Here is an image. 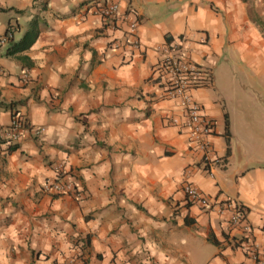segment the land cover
I'll return each mask as SVG.
<instances>
[{
  "label": "crops",
  "instance_id": "0c3cea01",
  "mask_svg": "<svg viewBox=\"0 0 264 264\" xmlns=\"http://www.w3.org/2000/svg\"><path fill=\"white\" fill-rule=\"evenodd\" d=\"M113 1L110 24L101 10ZM7 36L0 130L19 115L46 132L13 150L0 142V264H256L246 245L264 253V0H0ZM175 47L211 76L192 92L216 123L209 164L166 95ZM58 168L81 201L44 191ZM186 183L213 205L237 200L245 220L234 228L189 202Z\"/></svg>",
  "mask_w": 264,
  "mask_h": 264
},
{
  "label": "built area",
  "instance_id": "2783aa9c",
  "mask_svg": "<svg viewBox=\"0 0 264 264\" xmlns=\"http://www.w3.org/2000/svg\"><path fill=\"white\" fill-rule=\"evenodd\" d=\"M101 16L110 24H114L119 16V4L115 1L110 2L102 8ZM131 31L132 34L135 33V24ZM10 38L8 36L2 38L0 45L7 44ZM132 45L135 48L140 47L139 42H133ZM178 51L177 47L168 50L167 57L163 62L162 68L168 77L166 95L169 99L179 102V107L185 117V121L180 127L188 131L190 142L197 151L203 154L204 162L209 164L212 163L213 158L208 140L215 133L216 123L203 113L201 106L194 100L192 92L196 87L210 84L211 76L209 72L198 68L187 59L177 56L175 53ZM172 122L178 124V121L173 118ZM45 132V127H33L26 119L16 115L9 128L0 130V142H3L7 148L16 147L26 139L41 138ZM2 155L0 154V164ZM61 174L62 171L58 168L55 179L47 181L44 191L52 196H68L81 201L84 196L82 186L74 181L62 182L59 178ZM183 190L189 202L200 203L209 209L217 207L221 216L229 214V224L234 228H237L246 218L244 207L235 199L229 198L213 205L193 184L186 183ZM244 232L250 234L251 228L245 227ZM248 243L246 246L251 258L256 264H264V253H260L259 248L253 242ZM72 264H80V262L77 260Z\"/></svg>",
  "mask_w": 264,
  "mask_h": 264
},
{
  "label": "rangeland",
  "instance_id": "374dc122",
  "mask_svg": "<svg viewBox=\"0 0 264 264\" xmlns=\"http://www.w3.org/2000/svg\"><path fill=\"white\" fill-rule=\"evenodd\" d=\"M255 92H256L255 87L250 86L246 90L245 94L249 96V99H251L252 94H254ZM248 105L250 107V110L253 111V113L256 114V116L258 117V118L256 117L257 119L262 118L263 110H262V104L260 102H255L253 100H250Z\"/></svg>",
  "mask_w": 264,
  "mask_h": 264
},
{
  "label": "trees",
  "instance_id": "16d2710c",
  "mask_svg": "<svg viewBox=\"0 0 264 264\" xmlns=\"http://www.w3.org/2000/svg\"><path fill=\"white\" fill-rule=\"evenodd\" d=\"M10 33H12V32H11V29L9 28L7 35H9ZM12 35H13V33H12ZM12 39H13V36H12V38H10V40H12ZM27 39L23 40L22 43H20V44H13L12 47L10 49H8V55H13L18 51H22L23 49L28 48L29 44L27 43ZM9 149L13 150L14 147H11Z\"/></svg>",
  "mask_w": 264,
  "mask_h": 264
}]
</instances>
